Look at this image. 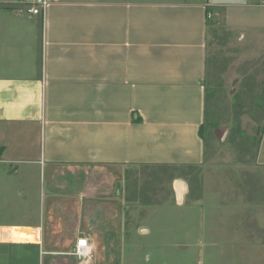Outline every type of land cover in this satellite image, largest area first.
I'll list each match as a JSON object with an SVG mask.
<instances>
[{"label": "crops", "instance_id": "0c3cea01", "mask_svg": "<svg viewBox=\"0 0 264 264\" xmlns=\"http://www.w3.org/2000/svg\"><path fill=\"white\" fill-rule=\"evenodd\" d=\"M241 1L49 0L42 17L27 0H0V264H113L132 224L110 214L118 205L192 213L141 220L163 264L161 240L194 264H264V189L209 200L208 186L223 190L206 184L200 134L208 75L222 59L230 75L224 60L244 41L223 40ZM262 155L264 124L256 166ZM164 221L187 228L162 238L146 226ZM79 238L86 261L70 254Z\"/></svg>", "mask_w": 264, "mask_h": 264}, {"label": "rangeland", "instance_id": "374dc122", "mask_svg": "<svg viewBox=\"0 0 264 264\" xmlns=\"http://www.w3.org/2000/svg\"><path fill=\"white\" fill-rule=\"evenodd\" d=\"M241 2L249 6L242 10L230 9L234 12L230 11L228 28L224 32L223 40L230 41L231 45L238 39L244 41L241 46L240 44L234 45L235 48L230 51L233 55L229 56L228 50L229 57L224 60V66L228 65L230 75H220L222 67L219 68V66L223 63V59L215 67V74L208 75L207 84L211 92L208 95L206 120L201 129L206 153V184L220 185L219 187L223 190L215 193L208 186L207 198L210 200L216 196L215 199L225 202L224 205L227 206H230L229 203L232 202L228 197L233 192H226L231 187L242 190L244 186L258 185L260 189H264V166L255 165L264 124V75L261 73L254 75L261 70V66H264L260 58L264 49V30L252 27L256 16H264V9L255 8L257 0H242ZM260 161H264V155L261 156ZM238 195L247 194L241 192ZM259 195L264 197V192H260ZM259 200V203L264 202V198ZM217 210L212 209L213 213ZM229 211L227 210V214ZM224 212L225 210H222V213ZM230 212L242 214L239 216L246 215L244 209H234ZM110 214L116 216V221L121 217L123 220L132 219V224L124 223L126 234H130V238L126 235V239H120L117 246L115 245L112 263L160 264L162 262L151 255L153 246L159 244L160 241L151 239L150 236L144 238L140 235L141 220L152 217L163 219L185 217L192 213L182 209L172 211L165 208H124L118 205L110 211ZM259 219L264 221V207L259 210ZM165 222L159 225L150 222L146 226L156 229L158 233H161L162 238L168 233L187 228V225L180 228L179 225ZM181 241L174 240L173 242L180 243ZM161 242L166 245L164 247L166 263L164 264H194L192 255H189V260H186V257L183 261L179 259L184 256L187 249L170 247V240H161ZM204 258V264H210L208 261H212V255L208 254ZM198 260L200 264V257Z\"/></svg>", "mask_w": 264, "mask_h": 264}, {"label": "built area", "instance_id": "2783aa9c", "mask_svg": "<svg viewBox=\"0 0 264 264\" xmlns=\"http://www.w3.org/2000/svg\"><path fill=\"white\" fill-rule=\"evenodd\" d=\"M49 0H27L25 10L32 16L44 17ZM257 5L264 7V0H257ZM92 246L85 238L76 240L71 255L80 261H86L92 257Z\"/></svg>", "mask_w": 264, "mask_h": 264}, {"label": "trees", "instance_id": "16d2710c", "mask_svg": "<svg viewBox=\"0 0 264 264\" xmlns=\"http://www.w3.org/2000/svg\"><path fill=\"white\" fill-rule=\"evenodd\" d=\"M200 134H201V130H200Z\"/></svg>", "mask_w": 264, "mask_h": 264}]
</instances>
